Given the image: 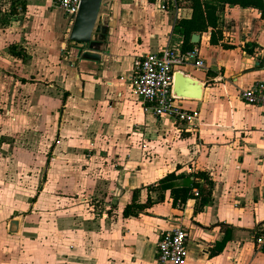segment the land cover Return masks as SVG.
Wrapping results in <instances>:
<instances>
[{
	"label": "crops",
	"instance_id": "0c3cea01",
	"mask_svg": "<svg viewBox=\"0 0 264 264\" xmlns=\"http://www.w3.org/2000/svg\"><path fill=\"white\" fill-rule=\"evenodd\" d=\"M8 1H27V8L32 2ZM161 1H106V11L101 12L106 26L82 50L69 43L65 47L61 34L66 21L59 29L51 28L52 35L46 23L39 32L28 33L9 22L20 10L11 4L12 9L5 11L0 5V16H5L0 17V148L8 147L0 159L16 155L17 137L24 135L32 142L47 130L46 109L32 117L31 107L22 113L13 96L34 91L43 106L49 96L63 91L67 100L78 102L65 103L51 127L59 145L56 168L54 173L45 171L40 199L24 216L14 211L10 219L0 213V223L9 218L8 231L0 230V264H156L158 233L175 224L188 235L184 264H264L263 249L255 243L264 235V109L245 105L238 97L241 90L264 81V17L253 8L216 3L215 27L191 34V49H198L205 69L187 64L173 70V94L183 98V108L194 117L190 124H180L144 114L127 82L146 54L157 53L166 44L181 50L177 21L190 18L191 10L181 0L175 18L174 13L158 9ZM32 69L34 79L29 74ZM176 86L183 94L174 93ZM77 91L80 95L75 97ZM144 118L155 127L180 130L181 143L193 147L182 148L181 153L177 145L180 151L175 147L168 153L167 164L157 162L151 169L130 160L123 169L111 170L108 145L135 142L137 137L127 135L129 127H143ZM31 132L33 138L27 137ZM86 145L94 148L88 154L81 151ZM73 147L75 151L70 150ZM21 154L24 160L31 157L30 152ZM180 159L189 163L183 167ZM199 172L206 174L210 186L194 178ZM171 173L180 177L175 181L178 186L187 184L186 178H194L199 186L184 204L177 201L173 206L169 194H164L169 201L164 214L179 217L173 221L159 219L165 215L156 214L151 199L157 191L146 188ZM3 185L2 190L9 192V181ZM204 188L210 190L205 201ZM20 189L32 192V180ZM134 192L136 202L147 201L148 206L125 217L123 209ZM0 202L16 206L11 200ZM179 205L182 211L174 209Z\"/></svg>",
	"mask_w": 264,
	"mask_h": 264
},
{
	"label": "rangeland",
	"instance_id": "374dc122",
	"mask_svg": "<svg viewBox=\"0 0 264 264\" xmlns=\"http://www.w3.org/2000/svg\"><path fill=\"white\" fill-rule=\"evenodd\" d=\"M142 0H138L140 2ZM31 1H29L30 3ZM11 4H14L17 9H19V13H16V16L10 17L9 22L10 23H16L17 26L22 27L27 29L28 33H31L33 31L39 32V27H44V24H48L49 27H47V30L49 32V35H52V32L49 31L51 28L57 27L58 29L61 27L63 22L65 23V19L62 13H60L55 7L52 5L50 0H32L31 4H29V8H27V1H14L13 3L11 1L5 0V1H0L1 9H5V11H10ZM162 4V3H161ZM161 4L159 3L158 9L161 12H169L173 13V10L171 9V6L165 4L167 7L166 10H161ZM105 4L103 6V11H106ZM120 5V4H119ZM117 4V6L119 7ZM151 7V6H150ZM44 14H46V19L44 18ZM172 16V14H170ZM182 15H185L182 13ZM1 19L3 20V13H1ZM67 22V21H66ZM68 23V22H67ZM69 25V23H68ZM66 23L64 24L63 27V32H62V37L64 39V45L66 48H68L66 43H69V45L73 46L74 48H78V50L86 49L89 48L92 45V42H90L88 45H79L76 43H71L68 41V33L70 30V25L68 26ZM125 28V27H124ZM126 32V31H123ZM36 33V32H35ZM27 35V34H26ZM36 35H39V33H36ZM29 36V34H28ZM36 38H40V35ZM95 39V36H93L92 40ZM35 40V39H34ZM43 47V46H42ZM129 46L125 47L124 49L129 51ZM42 49V48H41ZM54 51V49H53ZM52 51V52H53ZM61 54V53H60ZM34 68H37L34 65ZM35 70L32 69L29 71V74L31 75V79H34ZM49 75V74H48ZM64 81L66 80V77L63 76L62 78ZM48 81V78H47ZM35 83V82H31ZM52 84V83H50ZM49 84H46V86ZM70 85V83H69ZM54 88H57L54 85ZM79 88V85H78ZM49 89H51L49 87ZM54 93V89H51ZM34 91L31 93V95H17L13 96V102L14 105L21 110L23 113L24 111L26 112L29 107H31L32 111L30 112L32 117H38L39 114V109H46V112L44 111V114H47L48 119V124H47V130L45 131V134L42 135L43 138H37L36 140L33 139L32 142H28V138L24 139L23 136H19L16 138L17 143L15 144L14 148L16 152V155H13L12 157H5L6 160L0 159V200L3 202L5 201H14L16 206H8V205H0V213L5 214L12 218V212L15 211L16 214H21V215H26L29 214L30 212V204L39 198V185L41 183V179H43V175H45V171L47 169H51V172L55 171L56 168V159H55V153L56 151V146L58 145L57 142L55 141L54 138V131L51 130V127H53L54 124L59 119L60 113L63 112L64 104L67 103L68 106L72 104L74 99L72 100H67L69 98V95L66 94L65 92H60V94L51 95L48 97V100H45L43 103V106H39L40 104L38 103L39 100L36 99V96H34ZM37 95V94H36ZM80 95L79 91H77L76 96L78 97ZM38 96V95H37ZM38 103V104H37ZM73 105H78V102H73ZM34 106V107H32ZM75 109V107H72ZM53 117L52 120H50ZM145 119V118H144ZM135 120V118H134ZM54 123V124H53ZM158 124V123H157ZM139 126L137 124H134L132 128L129 127L128 130V136H133L137 137V140L135 142H132L130 144H112L108 145L109 146V161H107L108 167L110 169H123L124 166L130 161V160H136L137 163L143 164L145 166L149 165L148 169L152 168V164L160 162V163H166L168 162V153L172 152L175 147V150L178 152L179 146L181 147V153L184 152L185 148L189 150V148H192V144H182V139L184 138L183 132H181L178 129L174 130H168V129H161L160 127H155V123H150L146 119L144 120V125L143 127H139L138 129L136 126ZM141 126V125H140ZM37 129L35 128V125H33V128L31 129L34 131ZM1 133V132H0ZM18 132H14L13 134L16 136ZM8 134V133H7ZM31 135L27 134V137H32V132L30 133ZM135 135V136H134ZM137 135V136H136ZM46 138V142L45 141ZM5 139H8L5 136ZM21 140V141H20ZM180 142V144H179ZM9 143H5V145H8ZM179 145V146H177ZM59 146V145H58ZM7 149L6 147L4 150L0 148V154H3V156L7 155ZM92 145H86L85 148H82L81 151L83 153L88 154L93 150ZM75 151L76 148L73 147V149H70ZM80 151V149H79ZM106 150H104L105 152ZM12 152V151H11ZM31 153V157L29 158L27 155V158L25 160L19 155V153ZM118 155V158L116 157ZM21 157V160H20ZM162 159V160H161ZM181 161V166L185 167L189 161L188 160H182ZM136 163V164H137ZM133 164V163H132ZM133 169L132 171L135 170V165H132ZM139 166H137L138 168ZM140 168V167H139ZM14 171V172H13ZM164 172L166 170H163ZM54 178V177H53ZM29 179L32 180V186L34 187L32 192L24 191L21 190L23 186H25V183L27 184L29 182ZM9 181L10 184V191H3L2 189L5 188V185H3V182ZM25 182V183H24ZM15 186L16 189L13 190L12 186ZM151 185V184H150ZM152 186H147L146 188H150ZM165 194V193H164ZM166 196L163 195L161 198L158 197V193H153V198L152 200H155V203L153 204L156 210V214H164V210L167 207V204L169 201L165 199ZM1 203V202H0ZM8 204V203H7ZM176 211H182L181 205L178 207H174ZM39 211V210H35ZM164 218H159L163 220L170 219L171 221L178 219L179 217L171 213L170 214H164ZM37 216V215H36ZM9 227V218H6L2 223H0V230H4L5 232L8 231ZM12 231V229L10 228ZM3 246L2 242H0V247Z\"/></svg>",
	"mask_w": 264,
	"mask_h": 264
},
{
	"label": "built area",
	"instance_id": "2783aa9c",
	"mask_svg": "<svg viewBox=\"0 0 264 264\" xmlns=\"http://www.w3.org/2000/svg\"><path fill=\"white\" fill-rule=\"evenodd\" d=\"M50 1L71 25L81 0ZM161 3V10H166L165 4H167L171 6L177 18L179 8L176 0L161 1ZM187 64L193 65L196 69H205L196 48L181 51L166 44L159 52L142 57L133 74L127 78V82L130 93L141 102L144 114L156 119L169 118L175 123L190 124L194 118L193 115L183 108V98L173 94V70L175 67ZM238 97L245 105L264 109V81L241 90ZM193 194L195 197L198 196L196 190ZM187 240L186 229L179 224L159 231L156 264H184ZM255 243L258 249H264V235L257 237Z\"/></svg>",
	"mask_w": 264,
	"mask_h": 264
},
{
	"label": "trees",
	"instance_id": "16d2710c",
	"mask_svg": "<svg viewBox=\"0 0 264 264\" xmlns=\"http://www.w3.org/2000/svg\"><path fill=\"white\" fill-rule=\"evenodd\" d=\"M156 0H147L149 3H154ZM165 2H169L171 0H162ZM177 1L178 4L183 1ZM185 5L183 7L189 8L191 10V16L188 19H179L177 21V27L180 29L181 35L183 37V42L181 45L182 51H187L192 48V44L189 42L190 36L193 33H200L206 31L207 28H214L216 25V3L220 5H232L238 6L240 8H253L258 10L261 13V16L264 17V0H216L213 2H203L201 0H184ZM180 177L175 176L173 173L168 174L161 178L156 186L150 187L147 189L157 191L158 197L161 198L164 193H168L170 198L172 199L173 206L177 201L181 204H184L186 200L193 199L192 190L194 188H199L198 184L195 183L194 178H199L205 181V183L210 186L211 182L206 176L205 173L199 172L194 175L192 181H189L186 178L187 184L178 186L175 181ZM203 200L207 199V195L210 194V190H206L204 188L203 192ZM149 200V199H148ZM136 197V192L133 193L130 204L126 205L123 209V216L135 215L137 212H140L143 208H146L147 201L143 204H138ZM264 252V249H263Z\"/></svg>",
	"mask_w": 264,
	"mask_h": 264
},
{
	"label": "water",
	"instance_id": "95a60500",
	"mask_svg": "<svg viewBox=\"0 0 264 264\" xmlns=\"http://www.w3.org/2000/svg\"><path fill=\"white\" fill-rule=\"evenodd\" d=\"M106 1L110 0H81L78 12L70 25L67 37L69 42L88 45L96 31L104 30L107 20L105 15H101V9ZM175 89L174 93L179 95L180 90L177 86ZM11 228H14V224H11Z\"/></svg>",
	"mask_w": 264,
	"mask_h": 264
},
{
	"label": "bare ground",
	"instance_id": "6f19581e",
	"mask_svg": "<svg viewBox=\"0 0 264 264\" xmlns=\"http://www.w3.org/2000/svg\"><path fill=\"white\" fill-rule=\"evenodd\" d=\"M184 98H186L185 96H183Z\"/></svg>",
	"mask_w": 264,
	"mask_h": 264
}]
</instances>
